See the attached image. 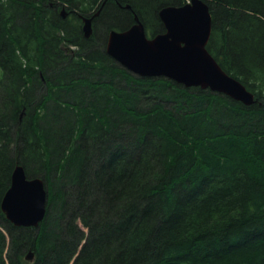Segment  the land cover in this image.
<instances>
[{
  "label": "trees",
  "instance_id": "obj_1",
  "mask_svg": "<svg viewBox=\"0 0 264 264\" xmlns=\"http://www.w3.org/2000/svg\"><path fill=\"white\" fill-rule=\"evenodd\" d=\"M104 1L0 0V264H264V0H205L250 106L133 74L97 37L135 16L157 35L183 0ZM63 3L101 9L90 38ZM18 165L47 185L38 228L2 211Z\"/></svg>",
  "mask_w": 264,
  "mask_h": 264
},
{
  "label": "water",
  "instance_id": "obj_2",
  "mask_svg": "<svg viewBox=\"0 0 264 264\" xmlns=\"http://www.w3.org/2000/svg\"><path fill=\"white\" fill-rule=\"evenodd\" d=\"M101 9L93 16L83 18L85 38L92 36V21ZM158 16L165 31L151 38L137 16L135 23L127 29L111 30L107 54L141 77H164L186 88L209 89L246 106L257 102L255 95L227 74L209 52L212 14L205 0L165 6ZM47 202L48 189L44 179L28 178L24 167L16 166L1 203L7 219L17 227L38 228L45 219ZM33 259L34 253L30 251L26 260Z\"/></svg>",
  "mask_w": 264,
  "mask_h": 264
},
{
  "label": "flooded vegetation",
  "instance_id": "obj_3",
  "mask_svg": "<svg viewBox=\"0 0 264 264\" xmlns=\"http://www.w3.org/2000/svg\"><path fill=\"white\" fill-rule=\"evenodd\" d=\"M116 1V0H115ZM188 0H183V1H181L180 3H179V5H177V6H180V5H184L186 2H187ZM107 2V0H105L104 2H102V4H103V6L105 5V3ZM50 6H53V3H50ZM102 6V5H101ZM103 6H102V8H103ZM61 9H60V14H61V16L63 17V18H67V17H72V16H74V15H77L80 19H81V21L83 22V16H81L76 10H73L72 8L71 9H69V6H67L66 4H62L61 6ZM66 8H68V9H66ZM124 8H129V7H124ZM62 9H65V11L63 12L62 11ZM100 14V13H99ZM99 14L96 16V17H98L99 16ZM95 17V18H96ZM94 20V19H93ZM163 26V25H162ZM92 27H93V21H92ZM93 34H94V30H93ZM106 45H107V39H106ZM75 48L73 47V50H74ZM107 52V51H106Z\"/></svg>",
  "mask_w": 264,
  "mask_h": 264
},
{
  "label": "rangeland",
  "instance_id": "obj_4",
  "mask_svg": "<svg viewBox=\"0 0 264 264\" xmlns=\"http://www.w3.org/2000/svg\"><path fill=\"white\" fill-rule=\"evenodd\" d=\"M189 1V0H188ZM68 6V5H67ZM66 9H68V8H66ZM69 9H71L70 7H69ZM97 31H96V33H97V37H100L101 39H108V34L106 33V27H104V26H102L101 24H99L98 26H97V29H96ZM147 35H148V37H152L154 34H152L151 32H149V31H147ZM4 231V230H3ZM4 234L7 236V234H6V232L4 231Z\"/></svg>",
  "mask_w": 264,
  "mask_h": 264
},
{
  "label": "bare ground",
  "instance_id": "obj_5",
  "mask_svg": "<svg viewBox=\"0 0 264 264\" xmlns=\"http://www.w3.org/2000/svg\"><path fill=\"white\" fill-rule=\"evenodd\" d=\"M32 252H33V251H32ZM33 253H34V252H33ZM26 256H27V255H26ZM34 257H35V254H34ZM33 260H34V259H33ZM33 260H32V261H33Z\"/></svg>",
  "mask_w": 264,
  "mask_h": 264
}]
</instances>
